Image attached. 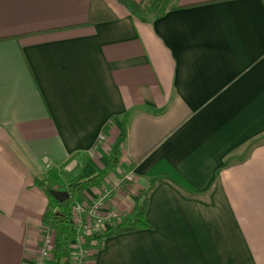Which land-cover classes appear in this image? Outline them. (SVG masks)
<instances>
[{"label": "crops", "instance_id": "1", "mask_svg": "<svg viewBox=\"0 0 264 264\" xmlns=\"http://www.w3.org/2000/svg\"><path fill=\"white\" fill-rule=\"evenodd\" d=\"M90 1L0 0V264H34L37 179L95 175L122 128L102 185L134 181L104 230L154 185L150 227L107 237L91 264H264V0H179L147 23L104 0L117 19L84 26Z\"/></svg>", "mask_w": 264, "mask_h": 264}, {"label": "trees", "instance_id": "2", "mask_svg": "<svg viewBox=\"0 0 264 264\" xmlns=\"http://www.w3.org/2000/svg\"><path fill=\"white\" fill-rule=\"evenodd\" d=\"M128 12L141 22L147 23L164 15L166 12L178 8L179 0H117ZM117 19V15L104 0H91L88 12V19L84 26H94L97 23L107 22ZM111 123L103 130L104 138L107 137ZM126 138V130L122 128L119 141L111 148L108 154L106 167L100 169L95 175L86 179L75 181L67 185H60V175L55 169L50 171L45 179H37V185L46 192L49 203L43 215V223L48 224L57 232L56 245L54 248V264H71L70 244L75 237L74 223L72 220V209L75 201L82 200L83 194L88 188L100 187L106 182L108 169L117 170L122 165V144ZM99 142H103L100 141ZM127 183H122L121 188ZM154 189L151 185L144 190L130 214L121 221H114V230H104L102 232L83 235V246L88 250H99L102 248L104 240L112 235L128 232L140 228L150 227L146 218L149 197ZM52 190L67 191L70 197L64 202H60L52 194ZM94 260V258L92 257Z\"/></svg>", "mask_w": 264, "mask_h": 264}, {"label": "built area", "instance_id": "3", "mask_svg": "<svg viewBox=\"0 0 264 264\" xmlns=\"http://www.w3.org/2000/svg\"><path fill=\"white\" fill-rule=\"evenodd\" d=\"M104 139L102 135L99 140L104 141ZM124 181L133 182L134 173L129 172L123 181L100 186L99 195L93 199L75 201L72 209L75 237L70 244L71 264L92 263L93 252L83 246L82 237L93 232H102L112 222L115 214L110 210L108 202L113 192L118 190ZM56 235V231L48 224L42 226L40 246L33 259L34 264H48V261L54 257Z\"/></svg>", "mask_w": 264, "mask_h": 264}, {"label": "water", "instance_id": "4", "mask_svg": "<svg viewBox=\"0 0 264 264\" xmlns=\"http://www.w3.org/2000/svg\"><path fill=\"white\" fill-rule=\"evenodd\" d=\"M52 194L56 199H58L60 202H64L70 197L69 192L67 191H61V190H52Z\"/></svg>", "mask_w": 264, "mask_h": 264}, {"label": "rangeland", "instance_id": "5", "mask_svg": "<svg viewBox=\"0 0 264 264\" xmlns=\"http://www.w3.org/2000/svg\"><path fill=\"white\" fill-rule=\"evenodd\" d=\"M127 170H124L121 174H119L120 175V180L121 181H123L124 180V177H125V175H127L129 172H126ZM123 183H127L126 181H124ZM132 182H128V184H127V186L129 185V184H131ZM121 188V187H120ZM56 234H57V232H56ZM57 236V235H56ZM92 251V250H91ZM98 250H93L92 252H93V258H95V254H96V252H97ZM94 260L92 259V262H93Z\"/></svg>", "mask_w": 264, "mask_h": 264}]
</instances>
